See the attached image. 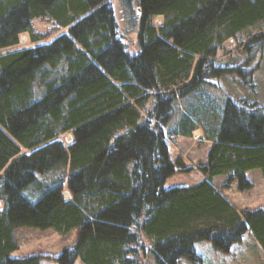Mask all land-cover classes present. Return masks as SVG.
Masks as SVG:
<instances>
[{"label": "trees", "instance_id": "16d2710c", "mask_svg": "<svg viewBox=\"0 0 264 264\" xmlns=\"http://www.w3.org/2000/svg\"><path fill=\"white\" fill-rule=\"evenodd\" d=\"M122 2L137 26L135 55L109 0H0V50L22 35L35 44L0 53V264H42L12 257L21 228L77 230L58 264L195 262L196 242L228 253L247 232L264 252V208L237 209L213 182L247 192L248 172L264 176V103L226 98L220 107L206 93L228 74L255 85L247 65L214 58L264 23V0ZM35 21L50 28L39 32ZM254 46L262 51V31L244 48L252 55ZM197 130L210 143L197 166L204 179L166 189L193 171L170 157L167 134Z\"/></svg>", "mask_w": 264, "mask_h": 264}, {"label": "rangeland", "instance_id": "374dc122", "mask_svg": "<svg viewBox=\"0 0 264 264\" xmlns=\"http://www.w3.org/2000/svg\"><path fill=\"white\" fill-rule=\"evenodd\" d=\"M114 16L118 25V34L121 41L126 45L130 54L135 55L139 51L137 26L134 23L133 16L123 4L122 0H109ZM162 19L158 17L156 24L159 25ZM35 29L39 32H45L50 28L46 22L35 21ZM260 31L264 33V23L249 28L242 35L234 40H229L217 51L214 58L215 62L223 67L248 66L254 73L253 84L250 87L234 75L228 74L222 76L218 80L211 81L206 93L212 97L220 107L224 104L226 98L233 100L249 99L258 104L264 103V46L262 51H257L256 47L251 51H247L244 46L248 42L249 37ZM68 34V28H63L54 33L53 37L39 44L51 43L55 38ZM251 34V35H250ZM35 44L29 43L26 35L21 36L18 46L0 50V53H6L23 47H33ZM260 52V53H258ZM198 135V136H197ZM167 146L169 155L173 160L180 159L185 166H192L193 171L189 173H177L173 177L167 179L165 188H175L182 186H190L204 179L200 171L197 170L199 164L206 162V153L210 143L204 141L200 133H196L191 137H179L167 134ZM66 145L73 141L70 133H66L59 137ZM247 178L252 184V189L247 192L237 190L235 184L227 185L224 177L213 179L214 185L222 191L231 203L239 210H256L264 208V176L258 170L247 173ZM65 199L69 198V194L64 191ZM77 230H72L67 235L60 236L53 230H35L28 228L15 229L14 236L18 244V249L12 254L13 258H23L26 256L38 255L42 257V264H58L55 260L61 252L72 247L77 240ZM196 254L200 257V261H189L181 258L177 264H264V252L254 237L250 233H246L240 242L235 243L228 253L216 250L208 241H199L194 244ZM74 264H83L79 259Z\"/></svg>", "mask_w": 264, "mask_h": 264}, {"label": "crops", "instance_id": "0c3cea01", "mask_svg": "<svg viewBox=\"0 0 264 264\" xmlns=\"http://www.w3.org/2000/svg\"><path fill=\"white\" fill-rule=\"evenodd\" d=\"M196 133V131L194 132V134ZM197 133H200V135H201V132L199 131V130H197Z\"/></svg>", "mask_w": 264, "mask_h": 264}, {"label": "bare ground", "instance_id": "6f19581e", "mask_svg": "<svg viewBox=\"0 0 264 264\" xmlns=\"http://www.w3.org/2000/svg\"><path fill=\"white\" fill-rule=\"evenodd\" d=\"M198 136V135H197Z\"/></svg>", "mask_w": 264, "mask_h": 264}]
</instances>
